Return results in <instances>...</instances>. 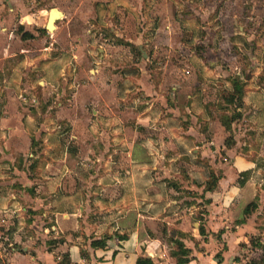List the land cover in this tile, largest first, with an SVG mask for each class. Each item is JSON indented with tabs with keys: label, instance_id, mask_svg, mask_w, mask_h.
I'll return each instance as SVG.
<instances>
[{
	"label": "rangeland",
	"instance_id": "374dc122",
	"mask_svg": "<svg viewBox=\"0 0 264 264\" xmlns=\"http://www.w3.org/2000/svg\"><path fill=\"white\" fill-rule=\"evenodd\" d=\"M54 7L64 16L48 31ZM1 28L4 35L14 32L10 56L5 53L0 65L1 142L9 138L4 125L20 122L31 143L24 151L15 131L12 149L9 143L0 147L12 164L2 162L1 169L13 175L25 170L33 199L18 198L14 211L0 212L1 239L40 233V216L50 225L56 213L78 214L79 205L94 200L92 185L121 210L138 205L149 212L151 204L163 213L159 205L169 203L163 189L175 181L162 179V194L156 193L151 165L134 167L120 159L126 135L152 139V151L168 157L172 173L206 190L243 157L252 168L237 182L243 186L250 178L264 190V0H0ZM142 73L170 90L178 87L174 97L185 107L171 115L170 131L137 124ZM152 117L151 125L164 119L163 106ZM190 126V140L182 143ZM198 137L206 139V148H199L203 159L189 151ZM97 153L103 160L94 161ZM153 163L161 175L166 172L164 163ZM11 189L20 195L23 186L11 179ZM184 194L194 198L170 204L164 214L204 210L200 193Z\"/></svg>",
	"mask_w": 264,
	"mask_h": 264
},
{
	"label": "crops",
	"instance_id": "0c3cea01",
	"mask_svg": "<svg viewBox=\"0 0 264 264\" xmlns=\"http://www.w3.org/2000/svg\"><path fill=\"white\" fill-rule=\"evenodd\" d=\"M2 30L4 28L0 29V65L4 61L5 53L8 54L6 56H10L9 36H14V32H9L8 35L7 30L4 35ZM162 30L161 28L159 32ZM143 53L146 54L145 51ZM141 77L138 88L140 96L137 97L141 105L139 106L140 114L137 115V124L150 128V130L170 131L171 115L180 114L185 107L177 104L180 97H177L178 101L174 97L176 93L173 91L178 87L175 85L170 90L162 83H156V80L146 73H142ZM164 81L161 82L164 83ZM188 98L190 99L191 95H188ZM97 99L101 100V97L98 96ZM104 100L107 104L105 98ZM162 106L165 118H160L157 124L151 125L156 120L152 115L158 113ZM93 111L95 114L101 113L100 109ZM4 129H8L9 138L4 143H9L10 150L13 146L11 141L15 131L19 132L23 140V150H30L31 143L24 125L17 122L16 125H4ZM189 129L190 132L185 131V135H190L193 128L190 126ZM4 133L6 137V132ZM141 138V134L135 138H129L127 135L122 137L120 140L126 148L120 153V159L134 167L151 165V171H156L153 188L158 194H162V179L169 178L175 181V184L163 189V192L168 190L169 197L165 200L169 201L166 206L165 204L159 205L163 208V213H159L161 209L156 210L158 211L156 213L154 205L151 204L149 212L147 210L143 212L141 206L138 205L124 208L122 211L119 204H113L112 198L108 201L106 198L102 200L99 197L101 193L96 188L94 190L92 185L89 192L95 194L94 200L91 199L90 204L88 202L86 205H79L78 214L56 213L50 225H47L48 221L40 216L42 220L39 222L42 225H38L37 220L34 224L38 225L36 228L41 229V232L26 236L25 240L18 239L16 236H14L15 239L11 236L1 239L0 236V264H136L138 258L142 256L151 258L154 264H180L172 255V251L176 248L175 239L183 242L190 250V261L184 264H249L251 260H260L264 248L254 245L252 241L259 238L264 245V190L257 187L250 178L243 186L237 182L243 172L250 171L252 168L250 161L243 157H236L229 166V168H234V171L231 172L228 169L223 172V177L218 181L216 188L206 190L205 186L199 188L194 183L190 185L189 181H184L182 173H172L166 165L168 157L161 152L152 151L150 147V144H153L152 139ZM184 138L182 143L190 140L187 135ZM198 140L200 143L195 142V146H191L189 151L194 157L201 154L200 158L203 159L205 158L204 151L200 153L199 148H206L204 144L206 139L198 137ZM4 143L1 142L0 137V147H3ZM159 143H161L160 140ZM94 156V161H100V158L103 160L102 153ZM107 159L114 163L116 161L112 155H106L105 160ZM154 160L158 164H165L166 172L163 175L157 171L160 167L153 163ZM2 162L12 164L11 156L5 159L0 151V212L5 209L14 211L21 204L18 198H23L26 203L33 201L30 195L31 190L27 188L28 181L29 187L32 181L25 170L15 171V175L2 172ZM16 168L15 166L14 169ZM142 171L143 175H146L145 170L142 169ZM126 172L132 171L128 169ZM109 173L115 176L111 171ZM189 174L193 182V173ZM99 176L100 173L97 171L94 177L99 178ZM1 178L4 180L1 181ZM11 179L12 182L18 181L22 184L23 190L20 195L13 193ZM190 190L200 193V197L206 200L203 211L198 213L191 209L190 211L181 209L173 214H164L170 204L181 203L183 199L192 200L193 196L187 197L184 194L185 191ZM172 194L175 196L173 197ZM180 194H184V197H176ZM201 198H197L198 201H201ZM250 203L257 205L246 214L245 209ZM190 207L193 208L195 205L192 204ZM47 208L43 214L45 217L48 215ZM201 227L204 229L203 234ZM78 229L80 231H77ZM6 241L9 244L5 249L4 242ZM93 241H101L104 247L92 246ZM16 243H22V245L17 246ZM220 253L221 258H218Z\"/></svg>",
	"mask_w": 264,
	"mask_h": 264
},
{
	"label": "trees",
	"instance_id": "16d2710c",
	"mask_svg": "<svg viewBox=\"0 0 264 264\" xmlns=\"http://www.w3.org/2000/svg\"><path fill=\"white\" fill-rule=\"evenodd\" d=\"M29 38V34L25 35V38ZM241 85H237V90L240 91V93L242 92L241 89ZM245 181H242V183H244ZM216 186V183L214 185H210L209 187H207V190H212L214 189V187ZM256 203H250L246 209H245V213L248 214L249 211L256 207ZM201 232L202 234L204 233V229L201 227ZM175 244H176V248L172 251V255L176 258L177 262L180 264H184V263H188L190 261L189 259V254H190V250L186 248V246L184 245L183 242L179 241L178 239H175ZM256 241V243H255ZM253 244L260 247V248H264V245L259 241V238L254 239ZM97 245H101L104 247V244L101 241H93L92 242V246H97ZM218 258H221V253L218 254ZM136 264H154L153 260L151 258L142 256L139 257ZM249 264H264V253L263 256L260 258V260H251V262H249Z\"/></svg>",
	"mask_w": 264,
	"mask_h": 264
},
{
	"label": "water",
	"instance_id": "95a60500",
	"mask_svg": "<svg viewBox=\"0 0 264 264\" xmlns=\"http://www.w3.org/2000/svg\"><path fill=\"white\" fill-rule=\"evenodd\" d=\"M64 16V12L61 11L59 8H52L49 13V17L46 23L45 28L48 31H54L56 29V22L58 19L62 18ZM146 55V54H145Z\"/></svg>",
	"mask_w": 264,
	"mask_h": 264
}]
</instances>
